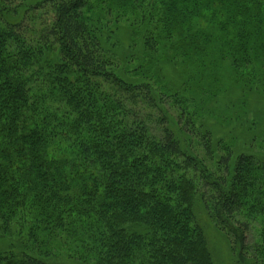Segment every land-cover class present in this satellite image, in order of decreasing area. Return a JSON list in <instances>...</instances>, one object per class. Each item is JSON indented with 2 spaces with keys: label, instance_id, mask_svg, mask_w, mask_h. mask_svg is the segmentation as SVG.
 Segmentation results:
<instances>
[{
  "label": "trees",
  "instance_id": "16d2710c",
  "mask_svg": "<svg viewBox=\"0 0 264 264\" xmlns=\"http://www.w3.org/2000/svg\"><path fill=\"white\" fill-rule=\"evenodd\" d=\"M188 1L190 8L174 4L173 15L203 10L232 25L252 22L250 35L229 29L232 49L246 66L249 55L264 57V0ZM93 2L42 0L19 13L0 0V237L24 246L19 254L0 251V264H213L195 198L242 259L246 252L251 264H264V161L227 152L213 158L202 137L218 173L203 169L147 86L114 76L92 27ZM11 14L18 20L5 19ZM254 36L261 41L251 44ZM146 46L153 50L150 39ZM178 110L182 132L199 137ZM192 174L206 196L198 198ZM256 220L258 245L248 250L245 234ZM60 249L69 252L65 260Z\"/></svg>",
  "mask_w": 264,
  "mask_h": 264
},
{
  "label": "rangeland",
  "instance_id": "374dc122",
  "mask_svg": "<svg viewBox=\"0 0 264 264\" xmlns=\"http://www.w3.org/2000/svg\"><path fill=\"white\" fill-rule=\"evenodd\" d=\"M10 1L12 9L17 8L22 13L42 0ZM102 2L107 1L93 2L91 23L113 63L114 76L125 83L147 86L169 117L170 127L183 149L202 160L203 169L213 174L218 166L214 159L204 157L200 148L202 137L210 141V147L216 152L213 158L227 152L233 159L246 154L258 162L264 161V57L257 52L249 55L250 60L254 56V61L248 66L241 64L232 49L229 30L231 27L233 32L234 29H246L244 36L250 35L252 22L232 25L203 10L201 14L195 12V16L193 11L187 10L185 19L181 20L172 12L174 4L185 6L178 0H109V11L104 9ZM185 7L190 8L188 0ZM149 14H152L148 24L150 30L146 23ZM5 19L18 20L12 14ZM23 22L28 28L32 27L26 20ZM206 22L211 26H206ZM163 27L168 28V33H162ZM147 39L152 42L153 50L146 46ZM260 41L257 36L250 39L251 44ZM233 60L238 62V67ZM250 75L255 77L253 81L248 78ZM179 108H183L195 123L194 132L199 137L183 133L177 125ZM192 178L199 184L198 198L206 196L208 189L203 188L198 175L192 174ZM199 199H194L192 210L213 264H251L250 255L243 252V259L240 257L238 245L234 246L232 240L216 227ZM238 221L245 223L241 217ZM248 226L250 232L245 236L250 250L258 245L261 226L258 220ZM125 229L139 232L128 226ZM21 244L25 245L24 242ZM12 247L15 254L24 248L14 237H0V251ZM68 254L67 250L60 249L59 261L65 260ZM251 256L255 254L252 252ZM70 264L82 263L70 261Z\"/></svg>",
  "mask_w": 264,
  "mask_h": 264
}]
</instances>
